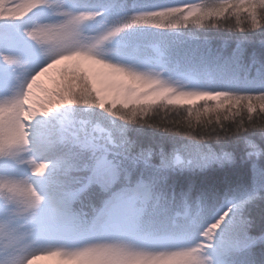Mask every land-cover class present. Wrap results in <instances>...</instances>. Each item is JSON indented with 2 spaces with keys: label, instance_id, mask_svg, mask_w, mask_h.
Here are the masks:
<instances>
[{
  "label": "snow or ice",
  "instance_id": "snow-or-ice-1",
  "mask_svg": "<svg viewBox=\"0 0 264 264\" xmlns=\"http://www.w3.org/2000/svg\"><path fill=\"white\" fill-rule=\"evenodd\" d=\"M42 7L51 8L58 19L36 23L24 29V34L41 49L47 62L24 80L17 76L16 84L6 82L3 87L10 94L0 98V161L29 171L26 177L0 174V206L4 209L0 215V264H33L44 258H56L58 264H143L145 261L154 264L177 258L188 264H207L200 253L209 243L211 252L219 256L237 255L242 258L241 264H254L253 249L264 246V237L251 234L252 222L242 210L256 193L239 200L228 199L227 205L215 213L210 226L185 213V224L179 230L169 229L164 226L167 208L160 203L158 190L167 169L191 165L193 161L185 163L178 153L168 155L161 150L160 163L154 164L155 153L151 149L134 151L135 146L124 135V129L120 130L119 138L109 132L103 144L97 143L94 137L80 134L87 122H76L62 110L70 106L93 107L129 124V117L121 114L118 103L189 101L188 112L192 115L191 102L200 100L205 106L202 113H196L198 121L203 114L215 113L216 122L221 123L220 109H224L225 113H245L249 126L244 128L241 124L231 132L221 124L219 131L213 129L205 134L164 122L155 124L138 119L132 122L199 141L223 140L250 132L256 126L253 113H264V80L256 90H242L239 86L214 88L211 84L189 88L182 80L197 79L202 70L200 64L176 63L169 67L165 50L150 45L137 49L135 54L149 55L155 67L141 69L108 60L105 45L135 27L178 29L181 22L177 17H183L186 26L190 17L194 23H202L232 13L239 25L240 16L247 15L250 26L240 27V32H259L264 30V0H219L211 8L188 2L138 10L105 21L101 31L87 35L84 25L103 15L102 11L88 10L87 5L81 6V10L68 9L64 0H0V22L21 21ZM110 7L119 12L125 5L112 0ZM4 39L10 43L7 35ZM243 55L244 49L238 46L232 58ZM0 61L14 72L25 67V61L7 51L0 52ZM257 62L253 54V63ZM57 65H62L57 69L59 79L56 88L49 91L40 78ZM35 89L47 93L39 106L35 103ZM146 110L145 107L139 113L133 110L132 117ZM54 113L62 114L54 116ZM260 132L264 133V128ZM250 147L255 168V160L264 158V149L255 144ZM84 152L89 158H80ZM230 159L227 153L222 157L212 154L204 163ZM140 167L151 169V173L127 180L128 195L121 200L120 211H114L113 185L123 182ZM257 171L264 173V168ZM72 173L76 175L69 186ZM37 183L43 190L36 187ZM101 189L112 198L103 201V208L92 225L83 227L74 205L83 203L93 190L100 193ZM184 199L187 204V196ZM21 206L38 212L21 217L16 211ZM25 219L27 226L23 223ZM73 234L79 235L83 243L77 246L52 243L68 241Z\"/></svg>",
  "mask_w": 264,
  "mask_h": 264
},
{
  "label": "trees",
  "instance_id": "trees-1",
  "mask_svg": "<svg viewBox=\"0 0 264 264\" xmlns=\"http://www.w3.org/2000/svg\"><path fill=\"white\" fill-rule=\"evenodd\" d=\"M78 8H72L70 0H64L65 7L72 10H81V6L87 5L88 10L103 12L96 20L84 25L85 34H95L101 31V25L105 21L117 18L118 16L131 15L134 11L149 10L160 6H178L187 3V0H118L125 5L122 11L117 12L110 7L112 0H76ZM24 2V0H19ZM219 0H198L197 3L206 8L215 7ZM133 5H136L134 8ZM53 11L46 7L38 8L28 17L21 21L0 22V52H10L15 55L37 56L40 59V67L46 62V57L41 49L29 40L24 29L31 28L36 23L48 22L58 19ZM171 19V18H170ZM181 26L173 30H158L152 27H135L118 35L113 41L105 45V55L110 61L120 62L138 68L155 67L149 55L135 54L137 49L143 50L146 46L157 45L165 50L169 60V67L176 63L182 66L200 64L201 72L194 83L201 87L211 84L214 88H224L227 86H239L242 90H256L260 81L264 80V30L259 32L241 33L240 27L248 28L250 20L247 15L239 18L232 13H225L209 21L205 19L202 23H194L190 17L186 22L183 17H177ZM173 23L175 20L172 21ZM167 23V21H166ZM213 25L216 28L206 27ZM10 38V43H6L4 37ZM244 49V55L239 59H233V52L237 48ZM253 54L258 61L253 63ZM207 65V68L203 66ZM56 68L49 70L42 76L41 82L44 88L49 91L56 88V81L59 79ZM37 68V69H38ZM36 69V70H37ZM35 70V71H36ZM14 83L10 68L0 61V98L8 95L3 85ZM35 103L46 99L47 93L35 89ZM203 101L197 100L191 103L192 115H189V103H136L130 106H117L121 114L129 117V124L119 120V117H112L109 113L100 109L83 106H70L62 112H68L76 122H91L99 124L106 132H110L114 138H119L120 130L124 129V135L133 142L134 151L140 149H151L155 155L153 163L159 164V153L161 150L165 154L173 155L178 153L187 163L193 161L191 165H174L166 170L165 179L162 186L175 197L176 205L180 204L181 198L187 196L189 201L195 200L197 196L203 195L208 199L209 204L216 210L224 208L225 200L235 197L237 200L243 199L251 193H259L253 200L248 202L242 210L244 215L252 222L251 234L259 236L264 232V173L257 169L264 168V158L255 160L249 155L252 151L250 144H255L264 149V113H253L255 128L250 132L240 135L230 136L223 140L199 141L190 137L166 133L146 125L133 123V119L148 123H168L178 125L182 129L198 132L211 133L213 129L220 130L221 124L235 132L238 125L244 128L249 126L248 117L245 113L236 115L225 113L220 109L221 123L216 122L215 113L203 114L198 121L196 113L203 112ZM141 107L147 110L142 115L132 117V111L140 112ZM62 113H54L60 115ZM227 116L225 119L224 116ZM229 154L230 160H213L205 164L204 161L209 156L215 154L222 157ZM143 167L137 168L139 172ZM146 175L151 173V169H145ZM39 184V183H38ZM40 185V184H39ZM41 187V185H40ZM119 187V186H117ZM42 189V188H41ZM43 190V189H42ZM100 194L95 190L84 198L98 202ZM4 209L0 206V213ZM120 211V207L117 212ZM81 240L79 235L73 234L68 241ZM66 242V241H65ZM264 253V246H256L253 249L255 260L261 259ZM212 255L216 264H241L242 258L237 255L219 256L215 251ZM38 264H49L45 259H37Z\"/></svg>",
  "mask_w": 264,
  "mask_h": 264
},
{
  "label": "clouds",
  "instance_id": "clouds-1",
  "mask_svg": "<svg viewBox=\"0 0 264 264\" xmlns=\"http://www.w3.org/2000/svg\"><path fill=\"white\" fill-rule=\"evenodd\" d=\"M206 27L216 28L215 26L209 24ZM99 129H103V131H99ZM81 135L87 134L95 138L97 143L103 144L108 136L109 132H106L104 128H102L99 124H93L91 122L86 123V127L83 130H79ZM81 159L89 158V154L87 152L81 153ZM76 175V173L70 174L69 177V186H71V178ZM132 176L136 178H140L141 176L147 177L145 173V169L142 168L139 172L135 169L132 173H130L129 177L126 178L123 182L113 185L112 187V197H115L117 193H125L128 190L127 180ZM119 186V187H117ZM159 193L162 197L160 203L163 204L167 208V215L164 218V226L169 229L179 230L186 222L185 213L188 214V217L203 220L204 223L209 224L210 221L217 212L208 202V199L203 195L197 196L195 200L189 201L187 199V204L185 203L184 197L181 198L180 204L176 205L175 197L172 196L161 184L159 188ZM100 198L98 202L96 200L89 199L87 202H83L81 204L74 205V209L77 215L80 218L81 224L83 227H89L92 225L93 221L96 220L98 214L101 212L103 208V201L105 199H110L112 197L107 196L103 189L100 190ZM260 195L256 193V196ZM255 196V197H256ZM228 203V199L225 200V206ZM224 206V207H225ZM223 209V208H222ZM220 209L219 211H221ZM231 210V209H230ZM17 213L21 217H26L30 214H36L38 210H28L26 206H21L17 210ZM150 218V212L148 213ZM25 226H27V220H23ZM155 227V225H150ZM215 231V230H213ZM261 236L264 237V233H261ZM211 243L208 244L206 248L200 253V256L206 260L207 264H214V257L211 255ZM143 264H151V262L145 261ZM154 264H188L187 261L177 258L170 261H157ZM254 264H264V253H262L261 259L259 261L255 260Z\"/></svg>",
  "mask_w": 264,
  "mask_h": 264
},
{
  "label": "rangeland",
  "instance_id": "rangeland-1",
  "mask_svg": "<svg viewBox=\"0 0 264 264\" xmlns=\"http://www.w3.org/2000/svg\"><path fill=\"white\" fill-rule=\"evenodd\" d=\"M188 2L197 3L198 0H187V3ZM49 9L52 10L51 8H49ZM18 56L23 61H25V67H24L23 71L17 69L15 72L13 71L12 68L9 67L10 68V74H12V78H13V82H14L13 84L17 83V79H16L17 76H19L21 80H24L28 76H30L40 66V59H38L37 56H32V57H29V56L27 57V56H23V55H18ZM141 69H145V68H141ZM177 78L178 77L173 76V79H177ZM182 82L185 84V86H187L189 88L201 87L198 84L196 85L193 80L190 81L187 78L183 79ZM196 101H192L191 103L196 102ZM142 102L153 103V102H150L147 100H142L140 103H142ZM176 103L186 104V103H189V101H180V102H176ZM131 104H136V103H129L127 105H123V104L118 103L117 106L122 105V106L127 107V106H130ZM4 173L16 175V176H24V177L29 175V171L26 167L16 166V165L11 164L9 162L1 161L0 162V174H4ZM36 187H37V185H36ZM127 195H128L127 193H117V195L114 198V202H113V210L114 211H117L118 207H120L121 200L126 198ZM3 214H4V211L0 213V215H3ZM52 243H67V246H77L78 244L83 243V240L81 239V240H78L75 242H73V241H68V242L52 241ZM44 259L47 260V262H49V264H58V261L56 258H44ZM33 264H38L37 260L33 261Z\"/></svg>",
  "mask_w": 264,
  "mask_h": 264
}]
</instances>
